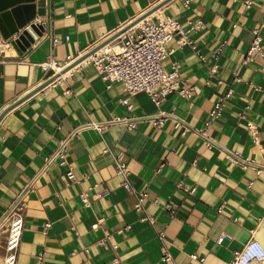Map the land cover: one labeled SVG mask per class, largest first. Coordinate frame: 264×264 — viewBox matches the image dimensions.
I'll use <instances>...</instances> for the list:
<instances>
[{"label": "crops", "instance_id": "0c3cea01", "mask_svg": "<svg viewBox=\"0 0 264 264\" xmlns=\"http://www.w3.org/2000/svg\"><path fill=\"white\" fill-rule=\"evenodd\" d=\"M244 1L47 0V14L45 1L34 0L33 23L49 17V37L41 33L20 52L10 43L0 57V264L4 215L26 188L16 264H228L251 237L264 248V173L233 165L197 132L264 167V58L244 63L256 28L264 53V0ZM163 17L183 27L201 22L190 34L194 48L173 43L162 62L165 71L175 67L189 98L171 93L156 107L79 61L118 32ZM51 55L62 64L75 59L60 80L39 66ZM218 101L223 110L211 119ZM159 110L192 130L153 126L148 119ZM76 129L65 164L57 159L41 172L44 157ZM142 192L148 197L137 211Z\"/></svg>", "mask_w": 264, "mask_h": 264}, {"label": "built area", "instance_id": "2783aa9c", "mask_svg": "<svg viewBox=\"0 0 264 264\" xmlns=\"http://www.w3.org/2000/svg\"><path fill=\"white\" fill-rule=\"evenodd\" d=\"M47 8V14L50 10L47 6V0H44ZM252 0H245L244 5L248 6ZM186 4V3H185ZM35 25H42V35L49 37V17L47 21L35 20ZM201 27V22L196 24H188L183 27L181 23L171 17H163L157 22L142 21L141 25L136 28H129V30L122 32L113 38L109 43L103 45L98 50L87 57L89 62L96 69L97 73L101 75L102 80L113 83H120L123 85L125 91L131 96L138 93H145L150 101L156 106L160 107L162 101L171 93H178L182 97H190L188 90L181 87V80L175 69L171 67L170 71H165L162 62L173 50L168 47L173 43L178 47L186 45L194 48V44L190 39V34ZM264 27V24L262 25ZM253 41L249 46L244 63L251 55H259L264 58V53L261 48L262 38L259 29L252 31ZM68 37H66V40ZM52 44L59 43V39L51 37ZM10 45L9 40L0 41V57L4 55V49ZM220 52V48L214 51L215 55ZM203 60V58L201 57ZM75 59L66 57L64 64L56 59L53 55L46 58L45 61L39 64L40 68L45 72H51L54 80L64 77V68L67 63L74 62ZM239 81V79H235ZM232 90L228 91L231 94ZM128 98L121 100L122 104H127ZM223 110L222 101L214 103L209 112L211 119H216L221 115ZM151 124L157 128L162 127L166 121L173 122L176 127L182 126L183 133L192 129L172 113L158 111L156 115L148 119ZM121 119L116 118L114 122H120ZM137 121L133 119H124V124L128 127H134ZM102 126H98L101 129ZM80 129V128H79ZM78 129L72 131L70 135L62 139L56 150L50 155L44 157L41 172H44L54 161L60 160V164H65V153L68 150L70 137L76 134ZM203 138L207 148H217L221 151L223 157L239 167L242 170L254 169L257 174L264 173V167L257 165L253 160L245 158L243 155L224 149L217 145L215 141L207 137L202 130L197 131ZM116 172L119 175L126 174L123 164H118ZM66 180H74L72 170L67 171ZM127 191H133L127 182L123 183ZM28 189L15 197L4 217L7 221L6 238L4 243V256L2 264H16L17 252L19 249L21 235L24 226V211L26 204V194ZM148 194L142 192L137 197L135 209L142 211L143 203L147 199ZM80 200L83 205H88L86 195L81 194ZM166 209L171 211L169 204L165 205ZM151 221V218H150ZM222 237L217 239V243L222 242ZM193 260L202 262L203 259H198L196 255L190 257ZM164 262L171 263L172 259L166 250L162 252ZM264 261V248L259 241L250 238L239 251H233V259L228 264H260Z\"/></svg>", "mask_w": 264, "mask_h": 264}, {"label": "water", "instance_id": "95a60500", "mask_svg": "<svg viewBox=\"0 0 264 264\" xmlns=\"http://www.w3.org/2000/svg\"><path fill=\"white\" fill-rule=\"evenodd\" d=\"M33 2L34 0H0V37L4 41L9 40L19 52L29 47V44L33 43L43 31L42 25L36 26L33 23L35 17ZM125 30L88 51L79 61L90 56Z\"/></svg>", "mask_w": 264, "mask_h": 264}, {"label": "bare ground", "instance_id": "6f19581e", "mask_svg": "<svg viewBox=\"0 0 264 264\" xmlns=\"http://www.w3.org/2000/svg\"><path fill=\"white\" fill-rule=\"evenodd\" d=\"M136 25V24H135Z\"/></svg>", "mask_w": 264, "mask_h": 264}]
</instances>
